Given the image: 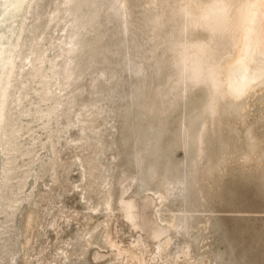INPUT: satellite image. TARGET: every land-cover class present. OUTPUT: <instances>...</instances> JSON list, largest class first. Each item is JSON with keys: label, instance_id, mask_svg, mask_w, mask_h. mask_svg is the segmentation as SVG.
Wrapping results in <instances>:
<instances>
[{"label": "rangeland", "instance_id": "rangeland-1", "mask_svg": "<svg viewBox=\"0 0 264 264\" xmlns=\"http://www.w3.org/2000/svg\"><path fill=\"white\" fill-rule=\"evenodd\" d=\"M101 1L32 0L15 18L24 28L1 133L15 161L11 180L0 182V264H125L113 261L110 240L141 259L126 264H264V82L237 98L218 86L212 109L206 80L180 78L173 88L190 52L221 64L233 57V27L211 29L204 15L218 0H117L125 2L122 16L87 34L80 23ZM80 4L83 15L75 17ZM109 14L108 8L103 18ZM159 15L163 23L149 32L146 25ZM165 39L174 44L180 73L168 61L155 63L156 77L129 98L132 77L119 59L143 61L137 45L149 40L160 56ZM77 41L83 50L76 53ZM142 119L159 122L157 141L143 150ZM186 130L201 142L197 169L183 177L194 154ZM10 138L12 145L4 143ZM166 167L179 178L167 179ZM124 185L130 188L122 196ZM121 196L138 203L154 196L160 225L174 223L162 253L124 217ZM145 211L155 218L152 207Z\"/></svg>", "mask_w": 264, "mask_h": 264}, {"label": "bare ground", "instance_id": "bare-ground-1", "mask_svg": "<svg viewBox=\"0 0 264 264\" xmlns=\"http://www.w3.org/2000/svg\"><path fill=\"white\" fill-rule=\"evenodd\" d=\"M31 2L32 0L0 1V28L3 24H5V22H10L9 25H6L7 32H3L2 29H0V154L3 158L2 165L0 167V182L2 183H5V180L7 179L11 180V176L9 178L7 176V172L10 171L12 174L14 170L13 164L15 161V157L13 154H10V156L7 157L5 147H3V142L1 140V133L5 131L4 122L7 120V118H5V116L7 117V101L8 97H10V90H12L13 86V76L16 62V49L19 46V40L21 39V34L24 28V22L22 20L17 21L15 18L18 13L22 10L24 5L25 11H28L31 6ZM91 5L92 8L90 13L87 14L86 21H84V18V20H82L79 26V28H81V30L87 34L92 33L93 29L99 26L102 22H105L106 25L111 24L114 20H117L119 16H122L125 9V2L119 3L117 2V0H102L101 2H92ZM82 8L83 4H80L76 8V11L73 16L80 17L81 15H83ZM108 8L110 9V14L107 18L104 19L103 12ZM204 15L208 17L209 20H211L207 21V24L211 29H214L217 26L233 27L232 37L234 40L233 44L236 48L235 53L232 58L226 60L224 63L221 64L218 60L207 62L204 58H201L202 54H204L203 51L202 53L199 51H197L198 53L190 52L187 58L183 59L182 61V70H185V73H182L181 76H178V82L173 85V88H176L179 85L180 78L183 80L182 84H187V81L190 80H206V82H208V85L213 89L211 95L212 102L209 105V109H212V107L215 106V99L221 96L220 93L215 94V90L218 88V86H220L221 88L224 87L227 92L225 90L224 91L228 93V95L237 98L239 96H243L244 94L254 89L257 85L264 82V0L214 1L206 9ZM162 23L163 15H159L158 17L153 19V24L151 26H149V24L146 25V29L149 32L153 33L156 31L157 28L161 26ZM129 25L130 22L124 21L125 32L128 31ZM163 43L166 46L160 56L157 55V45L154 40L142 42L141 44L137 45V47L143 51L142 60L144 61L145 59L146 62H136L135 59H133L129 54H125L119 59V62L123 65V69L129 71L132 77V80L129 83V98H134L143 89L149 79L156 77L159 69L154 68L153 64L159 62L164 63L168 61L170 66L172 65L171 69L173 71L177 70V67L180 64L178 63L179 61L172 60V55L176 51L174 44L172 42L170 43L168 39H165ZM76 46V53L83 50V46L81 45L80 41H77ZM199 53H201V55H199ZM111 54L113 56H116L117 51H113ZM86 65H88V63L81 64V66ZM176 73L179 74L180 70L178 69ZM220 73H223L224 75L223 81L219 78ZM122 84L123 82L120 81L119 84L112 89L110 94L112 100L117 97L119 87ZM139 117L141 118L142 116L139 115ZM142 120L137 126V132L140 140L139 143H144V145L141 147V149L143 150L144 147L152 146V143H155L157 141V133L159 132V122L150 121L146 119H144L143 121ZM185 137L189 140L191 139V141L193 142L194 154L190 155L187 159L186 167L183 171L184 174L182 175L183 177L187 176L188 173L191 174L197 169L196 158L198 152L200 151L201 142L199 136L194 137V135L189 134V131L187 130ZM10 142H12L11 138L7 141H4V143L11 144ZM7 149L10 151V153L14 150L13 147ZM9 160L11 166L6 167L5 163ZM146 166L150 169L149 171L152 174L155 172V166L153 162L147 163ZM164 172L167 179L179 178V176L175 175V170L171 169L170 167H166ZM188 184V177H186L183 182L184 190H188ZM6 185L4 187H6ZM13 186L14 185H12L11 187ZM129 188L130 187L127 185L122 186L120 188V194L123 196L124 193L126 194V192L129 191ZM1 191L2 190H0V192ZM187 192L188 191L184 193L183 199L188 198ZM122 196L119 198V205L124 217L130 222V224L134 228H138L142 232H144L145 237L151 240H155L157 248L161 251L160 253H162L163 250L168 245H170L171 236L169 231L174 228V223L172 222L170 223V225L168 224L169 226L160 225L158 221L159 216H157L159 210L156 209L157 201L154 196H144L142 197V201L140 203H138L137 200L134 198H124ZM16 202L17 200L15 198L13 200L11 199L10 204H8L9 208L13 209L15 207ZM107 205H109L108 202ZM150 207L154 209L155 218L153 219L150 218L151 214L147 215L145 211L147 208ZM106 209L109 210V207H107ZM11 214L14 215L13 212H11ZM107 243L111 248L114 247L116 249L114 257L112 258L113 261H115L116 263L123 262L124 260L127 262L129 261V259H127L128 257H135V259L141 261V259L138 257L139 255L134 253L135 251L132 253L127 249H120L111 240ZM181 253L183 255L187 252L182 250ZM105 255L96 252L95 258H100Z\"/></svg>", "mask_w": 264, "mask_h": 264}]
</instances>
